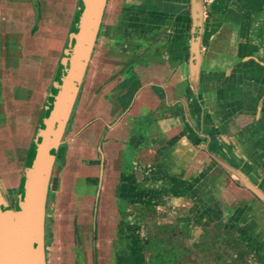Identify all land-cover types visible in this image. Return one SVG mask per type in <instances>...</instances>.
Returning a JSON list of instances; mask_svg holds the SVG:
<instances>
[{"label": "crops", "instance_id": "1", "mask_svg": "<svg viewBox=\"0 0 264 264\" xmlns=\"http://www.w3.org/2000/svg\"><path fill=\"white\" fill-rule=\"evenodd\" d=\"M168 1L108 0L93 57L103 87L120 62L122 85L102 88L74 138L83 141L68 146L87 163L73 169L69 156L56 179L47 264H144L149 223L153 234L174 225L189 239L215 235L221 257L240 243L232 264H264V202L242 179L264 192V0L200 1L212 16L203 12L195 42L200 74L189 16L175 35L161 31ZM235 198L244 201L222 205Z\"/></svg>", "mask_w": 264, "mask_h": 264}, {"label": "rangeland", "instance_id": "2", "mask_svg": "<svg viewBox=\"0 0 264 264\" xmlns=\"http://www.w3.org/2000/svg\"><path fill=\"white\" fill-rule=\"evenodd\" d=\"M78 3L79 0H39L40 14L37 19L32 0H0V189L13 211L16 210L18 184L27 166V157L42 115L43 104L51 93L54 75L57 76L56 79L59 78L66 65L65 59L62 66L59 62L66 41V50L72 42ZM160 50L164 52V49ZM116 62L119 61H111L113 66ZM115 65L116 67L113 70L110 68L104 76L107 85L104 87L99 83L101 76L96 55L88 66L86 82L74 108L63 147L59 151L58 162L53 170L47 206L46 246L49 243V231L53 226V201L60 198L54 188L56 179L65 169L69 156L70 165H74L73 169L78 162L87 163V159H81L77 153L67 154L68 146L71 142L75 141L79 145L83 141V138H74L82 133L81 127L86 126L85 112L88 108H93L102 88L111 89V81L114 79H121L122 85L123 76L120 77L118 68L120 62ZM126 78L125 76L124 79ZM111 93L112 90L109 97L113 96ZM102 144V141L98 142L97 147ZM231 183H226V190ZM243 201L235 198L225 202L229 205L221 203L223 206L235 207ZM236 247L238 249L239 246L235 243Z\"/></svg>", "mask_w": 264, "mask_h": 264}, {"label": "water", "instance_id": "3", "mask_svg": "<svg viewBox=\"0 0 264 264\" xmlns=\"http://www.w3.org/2000/svg\"><path fill=\"white\" fill-rule=\"evenodd\" d=\"M32 2L38 19L39 0ZM107 3L108 0H80L66 65L54 81L55 92L35 137L34 154L24 171L16 210L10 209L0 189V264H47V206L57 152L93 57ZM242 179L264 202V192L246 177Z\"/></svg>", "mask_w": 264, "mask_h": 264}, {"label": "flooded vegetation", "instance_id": "4", "mask_svg": "<svg viewBox=\"0 0 264 264\" xmlns=\"http://www.w3.org/2000/svg\"><path fill=\"white\" fill-rule=\"evenodd\" d=\"M200 1L203 0H187V5L185 10L182 9V1L181 0H171L166 2L165 9L163 10L165 13H169L171 15L170 24L164 25L161 28L162 32L167 31L168 29H172V33L174 34L176 29L181 28L183 24V16L187 15L190 18V25H191V39L193 41V52L191 53V66L194 70L198 71L199 74L201 73V57L199 56L201 53L197 51L195 42H197L201 36L202 28H203V12L207 15V18L210 20L212 18L211 14H207L205 10H203V6H201ZM171 8V9H170ZM185 11V13L183 12ZM104 21V18H103ZM103 24V22H102ZM165 29V30H164ZM164 30V31H163ZM103 27L101 25V29L99 31L98 37L102 34ZM175 35V34H174ZM161 38V37H160ZM162 40V39H158ZM178 37L177 35L174 38V43L178 44ZM67 43V42H66ZM199 62V63H198ZM199 64V65H198ZM198 68V70H197ZM87 76V75H86ZM86 79V77H85ZM85 83V80H84ZM83 83V85H84ZM82 85V88H83ZM81 88V91H82ZM80 91V93H81ZM80 96V95H79ZM74 112V111H73ZM73 116V114H72ZM71 116V117H72ZM71 119L69 121V124ZM67 131L64 134L62 139V144L58 149L57 158L55 162H58V158L60 156L59 151L63 147V140L66 136ZM101 157V156H100ZM99 161L100 168H103V160L102 157ZM101 170V169H100ZM101 171L98 175V185L99 181L101 180ZM96 182V181H94ZM142 220V219H140ZM138 221L142 223V221ZM148 224V236L146 239V243L143 245V251L140 250L141 253L145 255V262L144 264H232V258H236V252H238L239 248L242 249L240 243H237L238 249L235 252H231L230 254H225L221 257L220 251L223 250V245L221 243V239L217 238L215 235L210 236L209 238L206 235L201 234L199 237V230L195 229V239H189L187 236H183L181 234V230H178L174 225H167L163 231L170 227L172 230L166 231L164 234L157 233L153 234V230L155 229L157 223H153V225ZM48 231H46L47 234ZM50 237V231H49ZM219 246V248L217 247ZM219 250V252H218ZM228 253V251H226ZM204 255L206 261L204 262H196L195 260L199 257ZM218 256V257H217ZM217 257V259L215 258ZM204 258V259H205ZM215 260V262H213Z\"/></svg>", "mask_w": 264, "mask_h": 264}, {"label": "trees", "instance_id": "5", "mask_svg": "<svg viewBox=\"0 0 264 264\" xmlns=\"http://www.w3.org/2000/svg\"><path fill=\"white\" fill-rule=\"evenodd\" d=\"M79 4H80V0H79ZM80 12V11H79ZM77 22H78V20H77ZM74 31H76V29H74ZM71 34V33H70ZM69 37V36H68ZM68 39V38H67ZM67 42V41H66ZM67 47H68V45H67V43H66V46H65V48H64V50H63V52H62V56H61V61L59 62L60 64L59 65H61L62 66V61H64V59H65V55H66V52H67ZM60 68V67H59ZM58 71V70H57ZM55 92V88L54 87H52V93H54ZM49 101H51V96H50V98H49ZM48 101V102H49ZM45 112V111H44ZM45 113H43V115H44ZM43 117L44 116H41V118H40V120H39V124H38V127H37V129H36V131H35V137L37 136V134L40 132V128H39V125L41 124V122L43 121ZM35 137H34V139H33V141H32V145H31V150H30V153H29V155H28V157H27V161H26V165L27 166H25V168H27L28 167V165L30 164V162H29V160L31 159V157L33 156V154H34V148H35ZM23 177H24V175H23Z\"/></svg>", "mask_w": 264, "mask_h": 264}]
</instances>
